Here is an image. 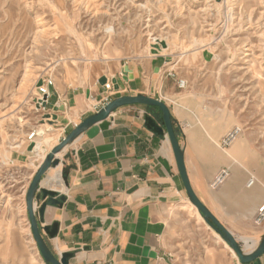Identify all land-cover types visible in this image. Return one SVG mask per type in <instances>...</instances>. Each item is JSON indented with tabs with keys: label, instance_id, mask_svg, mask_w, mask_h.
I'll list each match as a JSON object with an SVG mask.
<instances>
[{
	"label": "crops",
	"instance_id": "obj_1",
	"mask_svg": "<svg viewBox=\"0 0 264 264\" xmlns=\"http://www.w3.org/2000/svg\"><path fill=\"white\" fill-rule=\"evenodd\" d=\"M165 61L161 55L111 61L90 85L64 92L52 89L47 105L57 116L53 127L58 135L53 130L44 137H56L53 147L100 110L105 105L106 80L113 87L110 101L142 95L164 102L193 192L250 253L264 236V224L257 227L253 222L257 208L264 204V105L260 106L264 101H250L237 91L239 82L216 74L219 68L212 64H195L187 72ZM178 80L186 81L183 88L177 86ZM55 107L63 109L54 111ZM152 123L163 131H156ZM236 125L243 128L241 136L220 148L222 137ZM29 147L11 155L24 173L4 181L13 188V199L11 207L6 200L0 207V264H47L32 238L24 200L44 155ZM50 148L42 147L47 152ZM61 151L56 156L59 164L49 168L41 181L42 187L63 197L60 205L46 206L39 224L55 256L69 254L67 264L220 262L217 256L201 255L203 233L218 236L188 199L159 108L121 106ZM29 153L37 163L33 168L28 165ZM222 168H228L230 175L213 190L209 183ZM229 259L241 264L234 254ZM247 264H264V252Z\"/></svg>",
	"mask_w": 264,
	"mask_h": 264
},
{
	"label": "rangeland",
	"instance_id": "obj_2",
	"mask_svg": "<svg viewBox=\"0 0 264 264\" xmlns=\"http://www.w3.org/2000/svg\"><path fill=\"white\" fill-rule=\"evenodd\" d=\"M152 55L187 72L212 64L263 102L264 0H0V207L12 205L5 179L24 173L12 153L37 129L58 135L50 105H37L42 79L64 92L92 84L106 63ZM203 237L201 255L231 264L220 238Z\"/></svg>",
	"mask_w": 264,
	"mask_h": 264
},
{
	"label": "water",
	"instance_id": "obj_3",
	"mask_svg": "<svg viewBox=\"0 0 264 264\" xmlns=\"http://www.w3.org/2000/svg\"><path fill=\"white\" fill-rule=\"evenodd\" d=\"M130 104H145L160 109L166 135L170 142L177 164V168L191 205H193L194 208L199 212L204 222L216 234V236H218V238H220L232 250L234 255L237 257L239 263L247 264L253 261H257L258 258L264 252V236L255 250L250 253L244 252L241 245H239V243L234 239V237L226 229H224L213 217V215L202 205V203L198 200L195 193L193 192L189 180L187 178L183 161V154L181 152L173 128V121L171 119L169 108L164 102L160 100L152 99L142 95L121 96L112 101H109L96 113L85 118L78 125H75L71 132L68 133L60 142H57L55 146L51 148L48 147L50 148V151L47 152L43 149L45 156L36 171L34 172L33 177L31 178L26 189L24 198L30 232L43 261L47 264H67L69 258V254L66 253L61 255V257L55 256L47 247L41 235L42 229L39 224L41 223V220L43 218L46 206L60 205L63 201V197H57V194L54 191L48 190L41 186L43 176L49 168H55L59 164L60 160L58 157H56L57 154L69 142L73 141L81 132L93 128V126L99 122H103L108 118L110 113H112L117 108ZM62 109L63 107H55L54 111ZM56 117L57 116L55 113L51 115V119L53 120H56ZM50 125L52 126V122H50ZM152 127L160 133L163 131L162 128H159L154 123H152ZM52 131V128L48 130V132ZM37 134V137H42L44 135L43 132H38ZM53 140L54 139L50 140V144L51 142H53ZM40 148V143L30 144L29 147V149L33 151H38ZM43 230L46 231L49 230V228H45Z\"/></svg>",
	"mask_w": 264,
	"mask_h": 264
},
{
	"label": "built area",
	"instance_id": "obj_4",
	"mask_svg": "<svg viewBox=\"0 0 264 264\" xmlns=\"http://www.w3.org/2000/svg\"><path fill=\"white\" fill-rule=\"evenodd\" d=\"M185 84H186L185 80L177 81V86L179 88H183ZM53 86H54L53 80L50 77H47V78L42 79V83L36 87V92L38 96L37 105L39 107L44 109L47 106L48 101L52 96L51 90ZM102 87L105 91L103 101L105 102V104H107L110 101V96H111L110 94L113 91V87H112L111 82L107 80L102 84ZM242 133H243V128L241 126H238V125L233 126L222 137V139L219 142V147L223 149L229 147L241 136ZM36 134H37V131H33L26 136V141L28 142V145L36 143L34 140L36 138ZM64 137L65 136H62L60 139H58V142H60ZM229 175H230V171L228 168L220 169L210 181L209 187L213 190L217 189L226 181ZM252 182L253 181H249L248 185H251ZM253 222H254V225L257 227L262 226L264 224V204L257 208Z\"/></svg>",
	"mask_w": 264,
	"mask_h": 264
},
{
	"label": "bare ground",
	"instance_id": "obj_5",
	"mask_svg": "<svg viewBox=\"0 0 264 264\" xmlns=\"http://www.w3.org/2000/svg\"><path fill=\"white\" fill-rule=\"evenodd\" d=\"M39 131H42V130H39ZM53 132V131H52ZM52 132H46V133H52ZM45 133V132H44ZM45 134L42 136V137H38L40 139V141H38L37 143H40L41 145V148L38 150V151H34L35 153H39L41 152L44 156H45V153L42 149V147H47V149H49L48 147H51V144H50V140L53 139L52 137H47L45 138L44 137ZM64 151V150H63ZM62 152V151H61ZM61 152H59L57 155L61 154ZM59 158V157H58ZM227 246V245H226ZM228 247V246H227ZM229 248V247H228ZM230 249V248H229ZM231 250V249H230ZM232 251V250H231ZM233 253V252H232ZM234 254V253H233Z\"/></svg>",
	"mask_w": 264,
	"mask_h": 264
}]
</instances>
